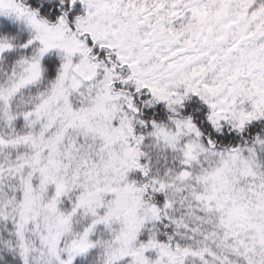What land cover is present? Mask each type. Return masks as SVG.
I'll use <instances>...</instances> for the list:
<instances>
[{"label":"rangeland","instance_id":"1","mask_svg":"<svg viewBox=\"0 0 264 264\" xmlns=\"http://www.w3.org/2000/svg\"><path fill=\"white\" fill-rule=\"evenodd\" d=\"M77 1L83 12L75 34L62 18L44 22L38 11L17 0H0L1 12L17 16L31 29L37 54L57 52L64 58L57 86L40 111L43 126L47 122L49 127L35 139L41 151L39 194L29 192L21 213L8 212L19 217L25 236L28 225L38 226L44 247L36 251L38 264H67L94 245L107 263L177 264L176 257L155 244L153 210L129 183L138 155L131 135L135 104L115 96L123 75L106 63L131 75L123 85L148 93L173 114L184 99L197 94L208 103L215 126L242 129L264 115V18L248 8L242 14L248 23L235 32L215 33L222 8L200 15V7L189 0L184 5L174 0L176 11L166 9L163 0L150 20L134 1L68 3ZM171 15L175 22L170 26L164 19ZM90 39L103 41L104 61L94 62L98 53ZM233 42L241 43L231 51ZM42 73L39 61L31 64L22 84L35 82ZM155 133L153 143L166 154L164 163L173 172L158 189L167 192V207L197 200L192 211L199 204L212 209L242 260L264 264V167L257 151L205 147L189 121L175 118L157 126ZM49 185L55 195L45 192ZM66 188L78 190L68 209L60 200ZM45 231L49 237H41ZM30 250L35 251L33 246Z\"/></svg>","mask_w":264,"mask_h":264},{"label":"trees","instance_id":"2","mask_svg":"<svg viewBox=\"0 0 264 264\" xmlns=\"http://www.w3.org/2000/svg\"><path fill=\"white\" fill-rule=\"evenodd\" d=\"M129 1L131 3L134 1L138 10H145L143 14H147L148 20L153 9L163 2V0ZM164 1L166 9L169 7L176 11L174 6L187 0L184 2L179 0L177 4L174 0ZM189 1L200 7V15L222 8L223 16L218 19L220 25L215 33L224 30H230L229 33L235 32L241 23H248L249 20L243 22L247 19L243 15L248 8L249 11L252 9L250 12H256V17L264 18V0ZM17 2L32 11H38V18L44 22L62 18L75 34L79 29L83 5L78 1L73 4L68 3V0L63 1L64 4L51 0ZM242 4L245 6L243 10L240 9ZM227 12L230 14L227 15ZM164 20L170 26L175 22L172 15L169 18L166 16ZM88 42L91 49L98 53L96 55L98 59L94 62L104 61L106 58L102 54L104 52L102 49L105 50L103 41L90 39ZM240 43L233 42L235 47L233 46L231 51L236 50ZM198 44L199 41H196L193 45ZM0 51L3 52L0 57V264H38L36 251L44 250L40 244L38 226L28 225L26 227L28 235H23L21 220L19 225V217L15 216V219L9 214L8 209L11 208L12 213L15 209L16 211L20 209L21 213L24 201L30 195L29 192L39 194L37 192L41 186L37 187L40 182L37 159L41 151L38 150L35 139L37 132L40 130L45 132L47 127L44 126L48 125L46 122L43 126L40 111L57 86L64 58L63 54L57 52L37 54L38 47L33 41L31 29L17 16L3 13L1 10ZM37 61L43 71L41 78L31 84H22L29 66ZM106 64L123 75L122 81L113 89L115 96L123 95L135 104L130 112L131 135L134 138V146L137 145L138 155L134 158L136 167L130 170L128 176L129 183L134 186L144 205L153 210L155 221L152 224V236L155 244L172 257H176L177 264H247L242 260V255L235 252L234 243L220 228L221 225H218L220 218L212 209L199 204L197 210L192 211V207L198 203L197 200L196 202L191 200L180 208L175 205L167 207V192H159L158 189L161 180H165L172 169L168 163H164L168 157L161 148L156 147L153 140L156 137V127L169 124L172 118L183 122L189 121L199 131L205 147L219 151L253 149L257 151V159L264 167V115L257 116L242 129L230 128L229 131L226 127L215 126L212 123L208 103L197 94L184 99L181 106L174 109L173 114L166 105L156 104L148 93L144 95L142 90L132 85H123L131 75L122 72L117 65L112 66L108 61ZM45 188L47 195L50 193L55 195L53 186ZM77 191L75 188L65 189L60 197L62 208L72 207L70 197H74ZM213 218L215 223L210 222ZM47 226L46 224L45 227ZM150 229L149 225L148 230ZM43 236L49 237L46 231L41 234V237ZM31 246L35 251L30 250ZM67 264L114 263H107L100 246L94 245L87 253L71 259Z\"/></svg>","mask_w":264,"mask_h":264}]
</instances>
